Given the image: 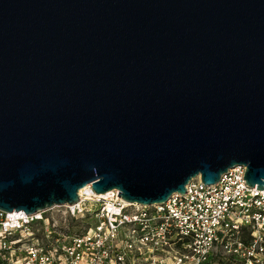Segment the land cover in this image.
Returning a JSON list of instances; mask_svg holds the SVG:
<instances>
[{
    "label": "water",
    "instance_id": "obj_1",
    "mask_svg": "<svg viewBox=\"0 0 264 264\" xmlns=\"http://www.w3.org/2000/svg\"><path fill=\"white\" fill-rule=\"evenodd\" d=\"M239 166L264 190V0H0V210Z\"/></svg>",
    "mask_w": 264,
    "mask_h": 264
},
{
    "label": "built area",
    "instance_id": "obj_2",
    "mask_svg": "<svg viewBox=\"0 0 264 264\" xmlns=\"http://www.w3.org/2000/svg\"><path fill=\"white\" fill-rule=\"evenodd\" d=\"M246 167L201 177L161 205L128 203L92 185L73 205L0 210V264H264V190Z\"/></svg>",
    "mask_w": 264,
    "mask_h": 264
},
{
    "label": "bare ground",
    "instance_id": "obj_3",
    "mask_svg": "<svg viewBox=\"0 0 264 264\" xmlns=\"http://www.w3.org/2000/svg\"><path fill=\"white\" fill-rule=\"evenodd\" d=\"M104 195H105V194H100V195H98V194H94V197H96V198H101V197H104Z\"/></svg>",
    "mask_w": 264,
    "mask_h": 264
}]
</instances>
